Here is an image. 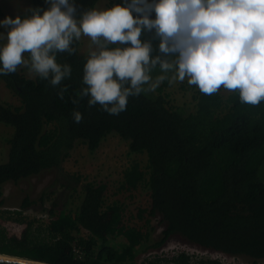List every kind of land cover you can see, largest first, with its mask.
I'll list each match as a JSON object with an SVG mask.
<instances>
[{
    "label": "trees",
    "instance_id": "16d2710c",
    "mask_svg": "<svg viewBox=\"0 0 264 264\" xmlns=\"http://www.w3.org/2000/svg\"><path fill=\"white\" fill-rule=\"evenodd\" d=\"M99 1L75 0L76 18L95 10ZM29 2V11L17 15L21 19L30 17L33 9L49 8L46 0ZM130 2L107 0L106 6ZM149 18L155 19V13ZM81 39L73 41L74 53L56 54L58 64L70 65L71 75L55 87L50 78L24 74L26 66L0 75L19 100V105L0 102V123L12 128L6 158L0 162V218L24 224L20 236L0 230V254L50 264H135L139 253L159 249L177 236L190 246L254 262L264 259V101L252 106L241 103L238 92L221 88L209 96L186 84V89H193L190 103L172 104L166 89L176 73L161 72L157 65L150 73L152 82L159 76L166 79L153 91L143 85L145 91L130 96L125 111L110 115L99 104L89 107L90 97H80L86 87L83 68L90 58L80 49ZM140 39L151 42L153 57L176 59L159 52L154 31H145ZM25 56L30 63V55ZM62 91L63 99L58 95ZM74 112L81 113L80 123L74 121ZM109 134L123 140L128 152L146 157L144 166L133 162L122 171L117 189L147 193L148 204L138 213L144 219L140 226L120 223L122 204L105 202V182L62 171L61 164L77 144L94 151ZM51 170L58 175L37 198L26 194L18 208H5L4 184ZM31 209L45 212L47 222L34 225V219H26L23 213ZM158 225L161 230L152 238ZM187 260L179 253L156 256L146 264H188Z\"/></svg>",
    "mask_w": 264,
    "mask_h": 264
},
{
    "label": "clouds",
    "instance_id": "9594fccd",
    "mask_svg": "<svg viewBox=\"0 0 264 264\" xmlns=\"http://www.w3.org/2000/svg\"><path fill=\"white\" fill-rule=\"evenodd\" d=\"M46 3L47 10L33 9L28 18L0 21V27L9 28L0 48V75L26 66L55 87L71 75L70 65L58 64L56 54L74 53L73 41L86 36L96 50L84 65L86 87L80 97H90L89 107L99 104L110 115L125 111L128 98L145 91L143 85L153 91L166 79L152 82L157 65L161 72L175 71L174 80L187 78L205 95L223 88L238 92L241 103L264 101V0H131L126 6L83 12L79 20L75 0ZM152 12L155 19L149 18ZM145 31L159 38L161 54L176 59L153 57L151 42L140 39ZM58 95L63 99V91ZM73 115L80 123L81 113Z\"/></svg>",
    "mask_w": 264,
    "mask_h": 264
},
{
    "label": "rangeland",
    "instance_id": "374dc122",
    "mask_svg": "<svg viewBox=\"0 0 264 264\" xmlns=\"http://www.w3.org/2000/svg\"><path fill=\"white\" fill-rule=\"evenodd\" d=\"M106 2L107 0H100L95 5V10L104 11L109 9L106 6ZM29 8V0H0V9L2 11L0 21H3L5 17L13 18L17 15L26 14L29 11ZM8 31L9 28L0 27V44L2 47L7 43L6 35ZM81 38V51L90 54L91 51L96 50V46L92 45L91 40L88 37L82 36ZM24 58L26 59L25 54ZM24 74L30 77L35 75L30 68H25ZM186 84L189 85L187 78H185L183 82L178 79H173L171 81V84L166 90L169 93L172 104L179 105L184 102L190 103L193 89H186L188 87ZM181 85H183L184 88H181ZM0 102L19 105L18 98L4 86L1 80ZM11 132L12 128L10 126L0 123V162L4 161L6 158V139L10 136ZM133 162H137L140 166H144L146 157L144 154L128 152L127 145L123 140L115 134H109L94 151H90L84 144H77L71 151L70 156L61 164V168L62 171L78 173L85 181L105 182L107 185L105 202L110 203L111 201L118 200L122 204L123 210L120 223L140 226L143 224L144 219L141 218L138 213L139 209L145 208L148 204L147 193L140 188L131 193L117 191L118 180L121 179L122 171ZM57 173V170H51L38 176L23 179L16 184L11 182L4 184L2 188V197L4 199L5 208H18L21 199L26 194L32 199L37 198L39 193L53 182L55 176L58 175ZM51 195L54 196V194ZM77 203L78 200H75V204ZM47 205H49L48 201L46 202V206ZM71 208L73 207L71 206ZM64 213L66 214L67 211H64ZM23 215H25L26 219H34V225H38L39 223L44 224L48 220L46 213L38 211L37 209L27 210ZM141 216L144 217L142 213ZM23 228L24 224L0 218V230L3 229L6 232L5 235L20 236ZM160 228L161 226L159 227L158 225L151 234L152 238L156 237L157 233L161 230ZM183 246L193 249L194 252L202 251L192 248L193 246L187 245L186 242L177 236H173L161 248L151 250L147 254H142V252L139 253L135 257V264H146L148 259H152L156 256L175 255L177 251L172 253L170 252L171 248H181ZM235 258L236 264H264V259L254 262L251 259L239 255L235 256ZM159 264L170 263L161 262Z\"/></svg>",
    "mask_w": 264,
    "mask_h": 264
},
{
    "label": "built area",
    "instance_id": "2783aa9c",
    "mask_svg": "<svg viewBox=\"0 0 264 264\" xmlns=\"http://www.w3.org/2000/svg\"><path fill=\"white\" fill-rule=\"evenodd\" d=\"M192 248H196V249H199L202 251H200V252L195 251L194 252L193 249L188 248L187 246H183L181 248H171L170 252L174 253L175 251H177V253H175V255L179 254V253H184L188 257V260H187L188 264H200L201 261H206V260L215 261L218 264H236L235 263V259H236L235 255H229V254L211 251V250L198 248V247H194V246ZM73 251L77 256H80L81 252H80L79 248L74 247ZM164 251H166V250H164ZM162 252H163V250H162ZM194 253H196V254H194ZM166 257H169V256H166Z\"/></svg>",
    "mask_w": 264,
    "mask_h": 264
},
{
    "label": "water",
    "instance_id": "95a60500",
    "mask_svg": "<svg viewBox=\"0 0 264 264\" xmlns=\"http://www.w3.org/2000/svg\"><path fill=\"white\" fill-rule=\"evenodd\" d=\"M22 258V257H21ZM0 264H50L44 261L33 260V259H11V258H1L0 257Z\"/></svg>",
    "mask_w": 264,
    "mask_h": 264
},
{
    "label": "bare ground",
    "instance_id": "6f19581e",
    "mask_svg": "<svg viewBox=\"0 0 264 264\" xmlns=\"http://www.w3.org/2000/svg\"><path fill=\"white\" fill-rule=\"evenodd\" d=\"M0 257H1V258H11V259H16V260H19V259L21 260V259H23V258L11 257V256L1 255V254H0Z\"/></svg>",
    "mask_w": 264,
    "mask_h": 264
}]
</instances>
